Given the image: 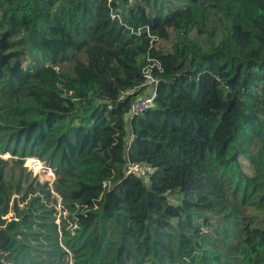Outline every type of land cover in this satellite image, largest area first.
<instances>
[{"label":"trees","instance_id":"16d2710c","mask_svg":"<svg viewBox=\"0 0 264 264\" xmlns=\"http://www.w3.org/2000/svg\"><path fill=\"white\" fill-rule=\"evenodd\" d=\"M174 1L0 0V264H264V0Z\"/></svg>","mask_w":264,"mask_h":264},{"label":"built area","instance_id":"2783aa9c","mask_svg":"<svg viewBox=\"0 0 264 264\" xmlns=\"http://www.w3.org/2000/svg\"><path fill=\"white\" fill-rule=\"evenodd\" d=\"M153 41H156L155 38L153 39ZM148 62L149 64L146 65L143 71L145 81L141 87L143 88V90L136 92L140 93V95L132 103L128 118L143 115L147 110L153 108L155 105L157 86L160 81V78L156 74L163 72V66L159 60L149 59ZM28 168L31 172H34L36 174L39 172H46L53 178L54 181L56 180L55 171L52 168L47 167L38 158L29 159ZM143 169L144 166L140 164H136L133 166L130 165L128 173H135L138 175Z\"/></svg>","mask_w":264,"mask_h":264},{"label":"rangeland","instance_id":"374dc122","mask_svg":"<svg viewBox=\"0 0 264 264\" xmlns=\"http://www.w3.org/2000/svg\"><path fill=\"white\" fill-rule=\"evenodd\" d=\"M174 2H175L176 5H181V4H182V2H179L178 0H176V1H174ZM0 157H1L2 159H4V160H7V161H10L11 159H12V160L14 159V157H12L10 154H6V155H4V156H0ZM29 159H31V158H27V159H25V164H24V167L27 169V172L31 173V174L33 175V177L39 179V182H40V183L48 182V183L50 184V186L52 187L55 181L53 180V178H52L51 176L48 175V173H46V172H39V173L36 174V173L31 172V171L29 170V168H28ZM145 173L147 174L148 171H147V170H144V169L140 171V174H145ZM147 178H148V177H146V179H147ZM53 181H54V182H53ZM51 182H53V183H51ZM51 184H52V185H51ZM57 197H58V195H57ZM57 209H58V211L60 212V216H61V215L64 216V217L67 216V214H65V213L63 214V213H62L63 205H62V200L59 199V198H58ZM60 216H59V219H58V223H60Z\"/></svg>","mask_w":264,"mask_h":264}]
</instances>
